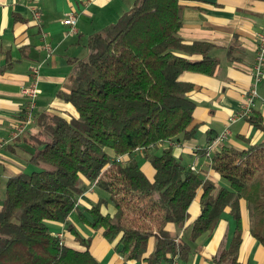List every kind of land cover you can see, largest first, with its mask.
Masks as SVG:
<instances>
[{
	"label": "trees",
	"instance_id": "obj_1",
	"mask_svg": "<svg viewBox=\"0 0 264 264\" xmlns=\"http://www.w3.org/2000/svg\"><path fill=\"white\" fill-rule=\"evenodd\" d=\"M183 9L181 0H135L117 22L90 36L89 54L75 61V75L63 94L78 115H35L39 131L30 135L34 152L29 161L38 169L7 181L0 264H101L90 250L91 239L68 221L87 182L102 195L80 217L94 231L102 230L126 261L173 264L188 256L193 242L212 232L230 207L235 233L215 259L216 264H241L242 198L250 210L251 232L264 244V142L213 152L211 166L227 186L204 179L173 152L174 143L194 138L198 130L196 102L188 94L194 84L182 80V73L214 74L219 63L209 54L210 43L183 41ZM246 120L264 131L260 112ZM161 144L159 153L152 150ZM140 148L155 170L153 179L133 158ZM201 152L208 154L210 146ZM122 155L132 156L131 161L118 162ZM200 189L202 210L186 227L189 237L173 234L167 225L185 226ZM108 204L114 205L113 214L102 212ZM50 222L64 223L85 249L53 234Z\"/></svg>",
	"mask_w": 264,
	"mask_h": 264
},
{
	"label": "crops",
	"instance_id": "obj_2",
	"mask_svg": "<svg viewBox=\"0 0 264 264\" xmlns=\"http://www.w3.org/2000/svg\"><path fill=\"white\" fill-rule=\"evenodd\" d=\"M135 0H0V210L5 197L8 179L20 172H32L38 167L29 160L34 152L30 135L39 131L32 122L28 130L18 139L11 140L15 127L22 121L26 95L21 90L32 82L31 68L40 64L38 88L41 90L35 115L54 112L66 117L77 116L76 108L67 102L63 94L69 91L75 75V61L89 54L88 41L92 34L115 23L134 6ZM184 7L180 36L186 43H210L209 54L218 58L214 74L185 71L181 78L194 84L188 93L196 102L194 122L198 130L194 138L173 144L174 154L186 161L204 179L217 186H227L226 181L212 166V154L223 146L246 149L250 144L264 142V131L255 128L245 118L230 126L228 137L217 149L202 154L213 139L226 127L229 118L241 108L252 83V69L258 49L259 34L264 30V0H181ZM41 13L40 21L33 18V8ZM77 12L76 30L70 31L64 19ZM47 42L51 52L44 48ZM180 55L194 60L202 59L199 54ZM260 99L253 113L260 112L264 119V78L259 84ZM252 113V114H253ZM165 145V144H164ZM163 144L152 149L157 152ZM132 156L124 155L123 163ZM143 171L153 179L155 170L145 158L144 151L133 157ZM89 184L80 196L79 208L74 210L68 221L87 239H91L90 250L101 264H139L126 261L102 233L94 231L84 219L81 211L92 207L102 195L95 184ZM189 207V218L180 228L169 223L167 228L180 237L185 236L201 213V196ZM243 241L238 261L241 264H264V244L251 232L250 210L244 198L240 200ZM104 214L115 212L113 204L103 205ZM237 222L227 207L214 230L193 242V251L178 264H216L218 257L228 249L233 239ZM53 234L78 249H85L61 222H50ZM155 240L150 242V252ZM147 264V263H144Z\"/></svg>",
	"mask_w": 264,
	"mask_h": 264
},
{
	"label": "built area",
	"instance_id": "obj_3",
	"mask_svg": "<svg viewBox=\"0 0 264 264\" xmlns=\"http://www.w3.org/2000/svg\"><path fill=\"white\" fill-rule=\"evenodd\" d=\"M33 18L36 21H40L41 13L39 9L34 7L33 9ZM78 13L72 12L69 14L65 19L64 23L69 27L70 31L76 30V24L78 22ZM44 48L48 49L51 52V46L47 42L44 43ZM40 64H35L31 68V78L32 82L30 85L25 86L22 88L21 92L26 95V102L24 105V113L22 121L15 127L14 131L11 134V140H16L20 138L27 130L28 127L35 119V108H36V101L41 92L38 88V82L40 79ZM252 83L247 91L246 99L244 100L241 108L237 111L234 115H232L224 130L218 134L213 141L210 143V150H215L222 143L230 133V126L234 122L239 119L248 118L252 115L254 111V107L258 99H260L259 93V84L262 82L264 78V30L259 34V42H258V49L255 56L253 69H252ZM3 145V142H0V147ZM142 150L141 148L138 151ZM123 156H118L117 161L123 162ZM61 238V235H58ZM62 239V238H61ZM173 264H178V260H175Z\"/></svg>",
	"mask_w": 264,
	"mask_h": 264
},
{
	"label": "rangeland",
	"instance_id": "obj_4",
	"mask_svg": "<svg viewBox=\"0 0 264 264\" xmlns=\"http://www.w3.org/2000/svg\"><path fill=\"white\" fill-rule=\"evenodd\" d=\"M160 151V150H159ZM159 153V152H158ZM184 163H186V161H184ZM226 181V180H225ZM226 183L228 184V182L226 181ZM185 239H187L189 237V229L186 231L185 233Z\"/></svg>",
	"mask_w": 264,
	"mask_h": 264
}]
</instances>
